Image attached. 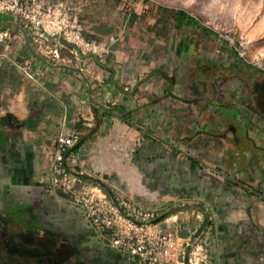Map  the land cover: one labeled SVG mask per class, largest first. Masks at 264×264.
I'll return each mask as SVG.
<instances>
[{
  "label": "crops",
  "instance_id": "obj_1",
  "mask_svg": "<svg viewBox=\"0 0 264 264\" xmlns=\"http://www.w3.org/2000/svg\"><path fill=\"white\" fill-rule=\"evenodd\" d=\"M9 19L16 18L0 16V28L18 38L0 42V264H15L1 247V225L14 216L23 219L18 210L27 206L35 214L44 206L63 211L67 234L60 233L66 239L60 248H55L53 224L33 220L45 230V264H133L130 256L97 239L62 190L43 181L45 159L60 128L81 134L71 151L85 180L105 191L110 182L145 206H161V223L174 215L180 225L203 230L211 264H264V67L248 76L254 81L252 108H232L202 94L183 102L176 89L167 100L163 72L154 68L126 78L130 86L139 83L130 95L115 67L85 55L73 60L62 51L59 60L50 61L35 42L40 34L24 29L26 41L19 28L6 26ZM44 41L62 47L60 38ZM22 56L31 59L38 83L13 66L11 61ZM139 91L146 97L134 101ZM227 110L238 119L231 120ZM216 141L221 143L217 152ZM22 175L30 176L29 183L16 181ZM24 195L28 200L21 199Z\"/></svg>",
  "mask_w": 264,
  "mask_h": 264
},
{
  "label": "rangeland",
  "instance_id": "obj_2",
  "mask_svg": "<svg viewBox=\"0 0 264 264\" xmlns=\"http://www.w3.org/2000/svg\"><path fill=\"white\" fill-rule=\"evenodd\" d=\"M66 2L80 19L84 36L103 46L105 51L98 59L103 64L115 67L118 71L117 80L122 86H128V94L133 95L139 83L130 86L126 78L139 77L154 68L155 71L163 72L162 85L167 87V100L168 92L176 89L183 102H189L192 95L202 94L200 96L203 98L229 104L232 108L238 104L252 108L254 101L250 92L253 91L254 81L248 76L255 73L253 68L264 67V0ZM176 9L185 10L198 23L178 24L172 16ZM6 26L16 27L11 24ZM204 27L211 28L217 35L206 32ZM60 42L63 43L62 49L56 47L60 56L62 52L70 57L83 55L69 53V46L61 39ZM232 48L235 52L230 50ZM47 58L52 61L50 55ZM239 92L246 100L238 95ZM143 93L139 91L134 101L146 97L145 91ZM227 111L231 120L238 119L234 110ZM214 115L215 119L220 117L216 111ZM172 131L173 127L168 128L167 136L172 135ZM214 145L215 152L221 149V143L216 141ZM45 160L48 171L49 161ZM42 179L50 185L49 171ZM30 180L29 175L16 179L24 183ZM28 198V195H24L21 199ZM60 209L58 206H44L35 214L27 206L23 211L18 210V213L25 215L23 219L14 216L13 221L1 225V247L9 254L7 258L14 259L12 261L15 264H19V261L24 264H45L41 249L45 230L33 220L36 217L47 218L48 225L53 224L54 231L58 232L53 235L55 248H60L66 240L60 233L64 231L67 234L66 227H62L63 211ZM71 258L77 261L76 256Z\"/></svg>",
  "mask_w": 264,
  "mask_h": 264
},
{
  "label": "built area",
  "instance_id": "obj_3",
  "mask_svg": "<svg viewBox=\"0 0 264 264\" xmlns=\"http://www.w3.org/2000/svg\"><path fill=\"white\" fill-rule=\"evenodd\" d=\"M0 14L12 16L24 29L39 33L35 42L52 59H60V55L57 48L45 44V37L60 38L76 54L93 53L99 58L105 51L99 42L84 36L81 21L66 0H0ZM17 38L0 28V42ZM11 62L38 83L29 57ZM80 138L79 132L63 128L55 134L48 158L50 185L62 190L66 200L79 208L101 243L127 254L133 264H211L209 238L203 230L180 225L174 215L161 223V206H145L110 182L108 192L99 183L85 180L71 151Z\"/></svg>",
  "mask_w": 264,
  "mask_h": 264
},
{
  "label": "trees",
  "instance_id": "obj_4",
  "mask_svg": "<svg viewBox=\"0 0 264 264\" xmlns=\"http://www.w3.org/2000/svg\"><path fill=\"white\" fill-rule=\"evenodd\" d=\"M172 16L174 17L175 21L178 23V24H182L183 22H188V23H198V20H196L194 17L190 16L185 10L183 9H176L172 12ZM206 32L210 33V34H213V35H217L216 32H214L211 28L209 27H204L203 28ZM232 52H235L232 49ZM101 187L104 189L103 185L101 184Z\"/></svg>",
  "mask_w": 264,
  "mask_h": 264
},
{
  "label": "water",
  "instance_id": "obj_5",
  "mask_svg": "<svg viewBox=\"0 0 264 264\" xmlns=\"http://www.w3.org/2000/svg\"><path fill=\"white\" fill-rule=\"evenodd\" d=\"M0 16H5V14H0ZM6 23H9V24L14 25V26H16L17 28H19V29L23 32V34H24V36H25V38H26V41H27V37H26V34H25V30H24V28H23L22 26H20V25L18 24L17 21H8V22H6ZM1 25H2V24H1ZM30 48H31V51L33 52L34 55L39 56V54L37 53V51H35L31 46H30ZM83 55L93 57V59H94L97 63H99L100 65L106 67L105 64H103V63H101V62L99 61L97 55H95V54H93V53H86V54H83ZM111 79H112V76H111ZM99 122H100V120L98 119V120H97V124H96V126L99 124Z\"/></svg>",
  "mask_w": 264,
  "mask_h": 264
}]
</instances>
